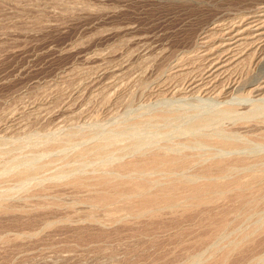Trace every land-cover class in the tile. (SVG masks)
Here are the masks:
<instances>
[{"label": "rangeland", "instance_id": "1", "mask_svg": "<svg viewBox=\"0 0 264 264\" xmlns=\"http://www.w3.org/2000/svg\"><path fill=\"white\" fill-rule=\"evenodd\" d=\"M184 2L0 0V264H187L182 244L193 236H183L179 212L163 208L158 218H136L123 201L93 203L96 187L67 184L106 171L118 179L140 178L112 170L130 158L120 148L177 133L163 124L123 133L128 123L156 107L192 110L222 103L209 90L199 93L200 82L184 88L180 77L197 57L205 62L200 68L206 77L235 70L240 61L252 66L253 81L241 80L225 101L247 94L249 106L264 99L251 93L264 84V0L227 4L214 14L205 4L195 11ZM215 5L211 9L221 8ZM239 47L244 54L229 62ZM196 66L190 64L191 70ZM176 76L181 82L170 84ZM108 138L114 145L104 158L76 157ZM30 169L35 176L11 179Z\"/></svg>", "mask_w": 264, "mask_h": 264}, {"label": "bare ground", "instance_id": "2", "mask_svg": "<svg viewBox=\"0 0 264 264\" xmlns=\"http://www.w3.org/2000/svg\"><path fill=\"white\" fill-rule=\"evenodd\" d=\"M244 1L185 0L184 3L195 11L198 10L199 5L205 4L208 8L210 7L211 14H214L224 9L227 4L230 7L234 4L236 7ZM215 4L221 8L216 7L214 12L215 9L212 8V10L211 7ZM203 5L201 7H204ZM244 35H246V41L251 42L248 40L251 38L250 35L247 32ZM217 38L223 37L217 35ZM255 39L252 41L255 42ZM239 48L240 50L231 52L229 62L233 59L237 62L240 60L235 59L244 54L241 52L242 48ZM255 56L253 53L248 58L253 60ZM201 57H197L196 60L194 59L195 62L190 63L197 64L196 70H191L189 64L181 77L180 74L178 76L184 88L188 84L192 87L200 82L202 85L199 93L209 90L211 91L209 94L224 98L222 103H217L215 106L206 102L203 105L198 103L199 106L192 110L162 106L134 119L132 117L133 120L126 123L127 126L123 128V133L135 130V126L141 124L148 125L147 130L163 124L165 129L169 127L170 131H175L177 135L157 143H152V139L149 141L135 139V141H127L130 143L127 147L124 144V149L120 148L122 154L130 155V158L117 162L118 164L114 165L112 170L128 174V176L139 175L138 179L129 178L131 175L118 179L106 171L93 179L88 176H76L67 184L78 189L96 187L95 195L91 198L93 203L108 206L110 203L123 201L126 209L136 218L141 216L158 218L163 208L169 210L174 216H177L179 212L183 236H193L192 239L186 240V243H181L188 254L187 264H228L230 261L233 264H242L249 259H251L250 264H264L263 260L258 258L259 250L264 247V99L252 101L249 106H245L244 100H247L249 96L241 93L239 99L232 98L233 100L225 101L234 96L233 91L241 85H238L241 80L247 81L245 85L253 81L252 66L250 64L243 66V61H240L235 70L228 72V68L223 73L215 75L209 71L211 76L206 77V68H200L204 61ZM178 76L174 79L171 77L172 80H168L170 84L179 82ZM263 85L252 90L251 93L263 96ZM112 141L113 139L108 143L97 142L81 149L75 155L78 158H90V160L104 158L113 150ZM34 173L33 169L20 171L13 174L14 179H11L24 181L35 176ZM151 174L159 177L152 178L149 176ZM4 209L7 212L11 211L10 207ZM243 225H245L244 228L241 227ZM207 249H210L208 250L210 255L206 259L203 251Z\"/></svg>", "mask_w": 264, "mask_h": 264}]
</instances>
